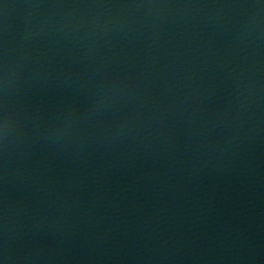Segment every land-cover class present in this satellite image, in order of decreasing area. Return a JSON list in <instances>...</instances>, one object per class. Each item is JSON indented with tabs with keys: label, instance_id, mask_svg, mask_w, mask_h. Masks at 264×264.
<instances>
[{
	"label": "water",
	"instance_id": "1",
	"mask_svg": "<svg viewBox=\"0 0 264 264\" xmlns=\"http://www.w3.org/2000/svg\"><path fill=\"white\" fill-rule=\"evenodd\" d=\"M0 264H264V0H0Z\"/></svg>",
	"mask_w": 264,
	"mask_h": 264
}]
</instances>
